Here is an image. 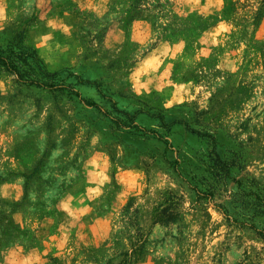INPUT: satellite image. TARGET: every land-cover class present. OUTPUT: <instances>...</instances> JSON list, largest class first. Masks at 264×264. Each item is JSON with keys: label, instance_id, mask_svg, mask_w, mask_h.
Returning a JSON list of instances; mask_svg holds the SVG:
<instances>
[{"label": "rangeland", "instance_id": "obj_1", "mask_svg": "<svg viewBox=\"0 0 264 264\" xmlns=\"http://www.w3.org/2000/svg\"><path fill=\"white\" fill-rule=\"evenodd\" d=\"M12 50L0 264H264V0H0Z\"/></svg>", "mask_w": 264, "mask_h": 264}, {"label": "trees", "instance_id": "obj_2", "mask_svg": "<svg viewBox=\"0 0 264 264\" xmlns=\"http://www.w3.org/2000/svg\"><path fill=\"white\" fill-rule=\"evenodd\" d=\"M20 62L29 65L28 62V52L27 50H23L21 52H17L12 50L11 55L4 56L3 53L0 54V64L6 70H9L13 73H16L21 81L35 83L39 86H43L41 79L34 76L32 73L20 71ZM26 77H33L32 80L26 79ZM97 106L98 104H94Z\"/></svg>", "mask_w": 264, "mask_h": 264}, {"label": "crops", "instance_id": "obj_3", "mask_svg": "<svg viewBox=\"0 0 264 264\" xmlns=\"http://www.w3.org/2000/svg\"><path fill=\"white\" fill-rule=\"evenodd\" d=\"M161 144H157L159 147H160V149L162 150H164L165 149V144L163 143V142H160Z\"/></svg>", "mask_w": 264, "mask_h": 264}]
</instances>
